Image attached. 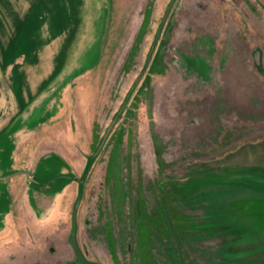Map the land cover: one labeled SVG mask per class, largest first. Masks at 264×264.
Instances as JSON below:
<instances>
[{"label":"rangeland","instance_id":"374dc122","mask_svg":"<svg viewBox=\"0 0 264 264\" xmlns=\"http://www.w3.org/2000/svg\"><path fill=\"white\" fill-rule=\"evenodd\" d=\"M172 1H67L62 68L0 136V176L36 179H0V264H79L75 207L92 263L264 264V0Z\"/></svg>","mask_w":264,"mask_h":264},{"label":"crops","instance_id":"0c3cea01","mask_svg":"<svg viewBox=\"0 0 264 264\" xmlns=\"http://www.w3.org/2000/svg\"><path fill=\"white\" fill-rule=\"evenodd\" d=\"M11 13L14 25L10 30L9 47L4 58L5 64L0 72V136L12 125L22 111L39 95L49 80L56 74L57 60L63 48L70 40V24L67 23L66 4L68 0H10ZM36 4L44 7V21L39 27H33L36 19L34 14ZM52 4L54 9L49 12ZM51 10V8H50ZM78 15L79 22L82 9ZM37 13H42L36 10ZM83 21V20H82ZM77 27V26H76ZM74 30V29H73ZM25 32L34 37L43 36L46 41L32 49L31 43L24 44V53H28L30 59H16L19 40ZM77 33L75 36L77 38ZM28 37V36H27ZM30 38V37H28ZM4 82L6 84H4ZM7 85V86H6ZM3 99L4 102H3ZM3 146V145H0ZM0 153V165L3 164Z\"/></svg>","mask_w":264,"mask_h":264},{"label":"water","instance_id":"95a60500","mask_svg":"<svg viewBox=\"0 0 264 264\" xmlns=\"http://www.w3.org/2000/svg\"><path fill=\"white\" fill-rule=\"evenodd\" d=\"M10 2H11L10 0H0V72H1V68L5 64V62L1 61V60L5 56L6 50L9 48L6 45V43L7 42L9 43L10 40H11L10 39V30H11V27L14 25L12 13H11ZM168 11L165 14V17L163 19V23L165 22V20H166V18L168 16ZM158 36H159V34L157 35V38H158ZM150 58H151V56H150ZM150 58L148 59L147 63L145 64V66H144L143 70L141 71L139 77L137 78L136 82H138L141 79L142 75L144 74V72H145V70H146V68L148 66ZM4 100L5 99H3V102H4ZM0 101H1V97H0ZM115 121H116V118L112 121L111 125L107 129L106 135H105V137L103 139V142H104L106 136L108 135V133L110 132L111 128L113 127ZM103 142H102V144H103ZM102 144L100 145L98 150L101 148ZM20 172H24L29 178H31L32 180L36 181V179L30 175V171L24 170V171H20ZM20 172H17V173H20ZM17 173H13V174H10V175H7V176H0V179H6L8 177H11V176L17 174ZM76 180L82 182L84 179L83 178H76ZM76 213H77V207H75L74 212H73V228H72L71 242H72V244H73V246H74V248L76 250V253H77V256H78V263L79 264H96V263H92V262L88 261L84 257V255L80 251L79 246L77 244V240H76V233H77L76 232L77 231L76 215L77 214Z\"/></svg>","mask_w":264,"mask_h":264},{"label":"trees","instance_id":"16d2710c","mask_svg":"<svg viewBox=\"0 0 264 264\" xmlns=\"http://www.w3.org/2000/svg\"><path fill=\"white\" fill-rule=\"evenodd\" d=\"M144 26V22L142 23V25H141V27H140V30H142V27ZM1 158H2V160L4 161V154L2 153L1 154ZM2 161V162H3ZM12 172H15V171H12ZM24 173V172H23ZM25 174V173H24ZM25 176H27L26 174H25Z\"/></svg>","mask_w":264,"mask_h":264},{"label":"flooded vegetation","instance_id":"af4514ba","mask_svg":"<svg viewBox=\"0 0 264 264\" xmlns=\"http://www.w3.org/2000/svg\"><path fill=\"white\" fill-rule=\"evenodd\" d=\"M144 144V143H143ZM146 148L145 147H143V150H145Z\"/></svg>","mask_w":264,"mask_h":264}]
</instances>
